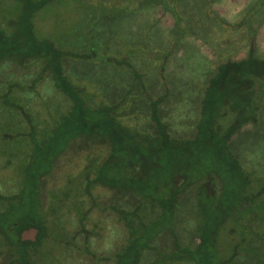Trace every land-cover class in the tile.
<instances>
[{
    "label": "rangeland",
    "instance_id": "obj_1",
    "mask_svg": "<svg viewBox=\"0 0 264 264\" xmlns=\"http://www.w3.org/2000/svg\"><path fill=\"white\" fill-rule=\"evenodd\" d=\"M85 1L95 3L98 0ZM255 1H175L182 15V24L190 27L192 33L185 39V48L180 50V54L172 60L174 67L171 69L174 72L168 74L176 94L161 102L159 113L166 120H171V129L167 130L169 134L172 132L179 135L176 144L181 147H184L183 145L188 141L183 137L192 136L195 131L194 123L199 113L201 92L186 91L184 95L182 92H185L184 89L188 88L192 82L187 84L190 78L185 73L177 74L175 66L182 67L180 60L190 48L197 49L198 52L212 59H216L219 54L223 53L232 54L235 58L242 55L244 51L242 45L245 40L244 36H246L244 32L237 31L233 34L234 32H229L227 29L222 30L224 27L220 29L213 25L214 21L211 16L216 15L215 10L225 19L236 21L243 15L244 10H249ZM4 2L6 3V0ZM262 8L254 15L257 20L252 22L257 24L258 49L264 54V5ZM81 11L74 0L57 1L53 6H48L38 13L35 19L36 29L38 32H52L54 35L67 31L79 22L82 17ZM172 24L173 16L157 5L133 12L117 21L104 19L101 26L117 27L126 34L130 31L134 36L146 29L148 38L151 37L154 43L155 37L159 41L158 44L167 46ZM146 62L144 59H136L135 64L142 66ZM68 66L77 72L79 64L76 61H70ZM0 69V87H2L9 78L8 75H4V71H14V68L9 65ZM36 70L33 65L31 69H26V75L22 71L18 75L23 74V78L30 79ZM102 71L105 73L90 74L94 82L89 79L90 77L88 79L85 77L72 78L80 83L86 92L92 93L90 102L94 103L92 104L95 106L93 107L94 114L101 117V113L103 115L105 112L103 106L99 109L98 105L119 100L121 101L120 106L115 111L118 123L124 122L131 125L134 130H137V127L152 130L153 125L147 119L148 102L146 98L140 97V86L137 84L135 89L127 95L133 96L131 99L126 97L122 100V92L130 85L132 78L128 77L124 80V73L120 68L118 72H114L113 69L109 71L106 66ZM143 79L151 94L157 95L163 92L164 88L155 74L146 75ZM109 80H112L116 94L110 91ZM28 97L31 102L30 106H25V104L22 106V102L14 98L10 106L5 107L7 109H4L3 115H0V264H122L118 259L121 255L119 252L123 251V245L129 233L120 216L132 219L134 222H137L141 216L152 223L160 207L156 204L157 211L152 210L154 212L145 213L144 209H138V194L126 189L122 190L129 187L132 182L122 175V173L127 174L125 172L127 170L123 169V164L127 162L131 165L135 155L122 152L123 147L122 150L118 148L111 154L109 141L98 136L102 128L101 125L98 127V117H95L96 126L90 123L92 121L89 119L82 121L79 125L76 119H79L80 108L88 111L86 113L90 117L93 114L88 109L86 110L84 103L80 104L76 98H74L76 101H73L53 86L47 74L43 75L42 82L36 83ZM87 101H85L89 103L87 105L91 106ZM224 108L225 116L221 118L222 120L220 119L219 124H224L226 117L230 119L233 115L229 108ZM261 110L262 114L264 105ZM29 111L32 121H29V118L26 120V114ZM256 127L259 128L258 132H254ZM89 131L93 132L92 136L81 134ZM242 131L244 132L243 139L239 138L235 142H240L238 144L240 148H246V157L251 161L248 167L252 168L256 174L264 173V116L261 126L249 123ZM200 142L198 141L197 144ZM195 149H191L192 151L184 149L178 159L164 163L159 176L161 188H164L165 181L170 180L169 172H172L177 165L181 164V171L184 174V163L191 158L195 160L196 154L200 157V159L197 157L200 163L199 166L193 168V177L204 174L207 171L206 168L213 169L212 165H214L217 151L203 147L200 152L199 149ZM152 161L155 163V159ZM232 169L233 167L228 168L227 176L238 175L241 178L244 175L242 171L237 172L238 170L231 172ZM224 174L225 172L219 169V172L210 175L209 181H213L216 193L219 192L221 182L223 188L227 187ZM156 175L148 179L147 183L150 186L153 185ZM93 177H97L100 181L92 182ZM227 178L229 180V177ZM180 180L183 182L182 178ZM238 181L237 177L231 183L237 184ZM120 186L121 188H118ZM199 187L198 182H195V185L189 186L182 192L180 200L182 206L175 213L177 221L173 227L175 226L174 230L182 245H192L196 240L199 241L198 231L200 229L205 228L207 232H215L211 229L213 223L211 217L208 219L199 217L197 193L200 190L201 192L207 191V186ZM216 195L209 193L207 197L206 195L204 198L201 197V206L204 204V209L206 212L209 211L207 213L210 215L217 202ZM222 195L225 197L226 193ZM151 202L157 203L156 201ZM114 203L117 209L111 207ZM29 217L33 218L39 232L36 241L23 242L19 238V233ZM252 223L250 221V224ZM255 227L258 228V224ZM170 230L171 226L160 231L151 242L156 248L145 249L141 254L139 264H194L185 258H177L182 253L175 246ZM256 233L253 234L254 238L250 236L249 241L253 245L259 243L264 249V235L261 236V234L258 238ZM105 244L109 246L105 247ZM207 244L210 250L217 249L223 257L232 252L231 243L227 242L225 235H220L217 239L212 238ZM26 247L35 252H32L28 256L29 261L24 263L16 258L17 253L20 255ZM156 258L158 261L154 262ZM233 259L237 264H261L257 263L253 257L244 254L236 255Z\"/></svg>",
    "mask_w": 264,
    "mask_h": 264
},
{
    "label": "trees",
    "instance_id": "obj_2",
    "mask_svg": "<svg viewBox=\"0 0 264 264\" xmlns=\"http://www.w3.org/2000/svg\"><path fill=\"white\" fill-rule=\"evenodd\" d=\"M4 1L0 0V68L3 69L4 66L10 65L13 66L14 71H4V75H8L9 78L0 87V115H3L4 109H7L5 107L10 106L14 98L19 99L22 106L24 104L30 106L29 94L36 83L42 82L43 75L47 74L53 86L73 101L77 99L80 104L84 103L86 110L88 109L93 114L90 117L86 113L88 111L80 108L79 119H76L79 125L88 119L92 121L90 123L95 124L94 126L98 123V127L102 126L98 136L109 141L111 154L118 148L122 150L123 147L122 152L135 155L131 162V165H135L134 167L127 162L123 164V169L127 170L125 171L127 174L122 173V175L132 182L129 187L122 190L126 189L138 194V209L142 208L145 213H149L158 210L156 204L160 206L158 215L152 219V223L141 216L137 222L120 216L129 233L123 245V251L119 252L121 255L118 259L121 263L139 264L142 252L145 249L156 248L151 242L163 228L171 226L170 233L173 242L182 253L177 258H185L194 264H237L233 258L244 254L253 257L257 263L264 264V249L259 243L253 245L249 241L250 236L254 238L253 234L257 231L258 238L261 234V236L264 235V173L256 174L252 168L248 167L251 161L246 157V148H240L238 146L240 142H235L239 138L243 139L242 130L245 124H258L260 111L264 105V54L258 49L257 24L252 22L257 20L254 17L255 13L263 9L264 0H256L249 10L247 9V12L244 10L243 15L236 21L225 19L215 10L216 15L211 16L214 21L213 25L220 29L224 27L222 30L227 29L229 32H234L233 34L237 31L244 32L246 36H244L245 40L242 45L244 50L242 55L235 58L232 54L223 53L219 54L216 59H212L204 56L197 49L190 48L180 60L182 67L175 66L177 74L185 73L190 78L187 84L192 82L182 93L201 92L199 113L194 123L195 131L192 136L183 137L188 140L183 145L184 147L176 144L179 135L172 132L169 134L167 130L170 128L171 120H166L159 113L161 102L176 94L168 74L174 72L171 69L174 67L172 60L180 54V50L185 48V39L192 33L190 27L182 24V15L176 0H98L95 3L74 0L82 10V17L67 31L56 35L52 32H38L35 19L44 8L53 6L57 1L66 0H6V3ZM157 5L173 16L167 46L158 44L159 41L155 37L154 43L151 37L148 38L146 29L134 36L130 31L126 34L117 27L101 26L104 19L117 21L133 12ZM136 59H144L147 62L142 66H137ZM70 61L78 62L77 72L68 66ZM33 65L37 69L36 72L30 79L23 78V74L26 75V69H31ZM106 66L109 71L113 69L114 72H118L119 68L123 70L124 80L128 77L132 78L130 85L122 92V100L126 97L131 99L133 96L127 95L135 89L137 84L140 86V97L146 98L148 102L147 119L153 125L152 130L146 127L143 129L137 127V130H134L131 125L124 122L118 123L115 111L120 106L121 101L119 100L113 102L105 100L110 103L98 105L99 109L103 106L107 114L105 117L102 113L101 117L94 114L93 107L95 106H92L94 103L90 102L92 93L86 92L84 87L72 78L85 77L88 79L90 77L89 79H93L90 74L105 73L102 70ZM21 71L23 74L18 75ZM71 72L72 76H70ZM152 74L158 77L164 88L163 92L157 95L149 92L143 79L144 76ZM106 75L109 76L107 73ZM109 81L110 91L116 94L112 80ZM85 101L90 102L92 107ZM224 107L229 108L233 115L230 119L226 117L224 124H219L220 119L225 116ZM95 117L99 118L97 123H95ZM28 118L32 121L30 111L26 114V120ZM92 133L89 131L81 134L92 136ZM198 141H201L200 144H197ZM202 147L217 151L214 165H212L213 169L203 168L207 170L204 174L193 177V168L199 166L200 163L197 159L200 157L196 154L195 160L191 158L184 163V174L181 171V164L177 165L172 172H169L170 180L164 182V188L160 187L159 176L164 163L178 159L184 149L192 151L191 149L196 148L200 152ZM232 167L231 172L238 170L237 172L242 171L244 175L241 178L238 175L227 176L228 168ZM219 169L225 172L227 187L223 188L221 182L219 192L216 193L213 181L209 180L210 175L216 174ZM155 175L156 179L150 186L147 183L148 179ZM227 177L232 181L238 177L239 181L233 184ZM91 181L99 182L100 180L93 177ZM195 182H198L202 188L207 186V191L201 192L200 190L197 193L198 214L200 219L212 218L211 229L215 232L210 233L205 228L200 229L198 231L199 241L196 240L192 245H182L174 230L175 226L173 227L177 221L175 213L182 206L180 203L182 192L189 186L195 185ZM103 183L112 186V184ZM224 192L225 197L222 195ZM204 193L206 197L209 193L217 194V202L213 206L212 215L207 213L209 211L206 212L204 204L201 206V197L204 198ZM151 201L157 203L153 204ZM111 207L117 209L115 203ZM250 221L253 223L250 224ZM256 224L258 228L255 227ZM33 225L37 227L33 218L29 217L23 229ZM21 231L19 238H21ZM38 232L39 229L37 235ZM37 235L34 241L37 240ZM220 235H225L232 247V252L224 257L217 249L210 250L207 244L212 238L217 239ZM21 240L26 242L30 239L21 238ZM32 252L34 253L35 250L26 247L20 255L17 253L16 259H21L25 263L29 261L28 256ZM157 261L158 258L154 259V262Z\"/></svg>",
    "mask_w": 264,
    "mask_h": 264
},
{
    "label": "water",
    "instance_id": "obj_3",
    "mask_svg": "<svg viewBox=\"0 0 264 264\" xmlns=\"http://www.w3.org/2000/svg\"><path fill=\"white\" fill-rule=\"evenodd\" d=\"M37 231L38 228L36 226H29L27 228H24L21 231V238L22 239H30V240H34L36 238L37 235Z\"/></svg>",
    "mask_w": 264,
    "mask_h": 264
},
{
    "label": "crops",
    "instance_id": "obj_4",
    "mask_svg": "<svg viewBox=\"0 0 264 264\" xmlns=\"http://www.w3.org/2000/svg\"><path fill=\"white\" fill-rule=\"evenodd\" d=\"M261 111H262V110H261ZM261 111H260V117H259V121H258L259 126H261V125L263 124L264 110H263L262 114H261ZM248 124H249V123L245 124V126L248 125ZM258 124H257V125H258ZM258 129H259V128L256 127L254 132H258V131H257ZM258 134H259V133H258Z\"/></svg>",
    "mask_w": 264,
    "mask_h": 264
},
{
    "label": "clouds",
    "instance_id": "obj_5",
    "mask_svg": "<svg viewBox=\"0 0 264 264\" xmlns=\"http://www.w3.org/2000/svg\"><path fill=\"white\" fill-rule=\"evenodd\" d=\"M109 245L108 244H105V247H108Z\"/></svg>",
    "mask_w": 264,
    "mask_h": 264
},
{
    "label": "flooded vegetation",
    "instance_id": "obj_6",
    "mask_svg": "<svg viewBox=\"0 0 264 264\" xmlns=\"http://www.w3.org/2000/svg\"><path fill=\"white\" fill-rule=\"evenodd\" d=\"M119 250H121V249H119ZM119 250H117V252H118ZM114 254H115V253H114Z\"/></svg>",
    "mask_w": 264,
    "mask_h": 264
}]
</instances>
